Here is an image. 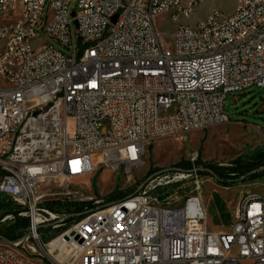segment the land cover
I'll return each mask as SVG.
<instances>
[{"label":"built area","instance_id":"built-area-1","mask_svg":"<svg viewBox=\"0 0 264 264\" xmlns=\"http://www.w3.org/2000/svg\"><path fill=\"white\" fill-rule=\"evenodd\" d=\"M190 1L178 13H194ZM71 2L0 0V20L14 19L0 29V194L27 219L0 264H35L24 250L41 264H264V191L243 193L230 230L216 231L195 170L155 175L71 222L57 207L77 194L98 205L67 186L87 189L99 170L127 178L156 140L228 122L226 95L264 86V0L170 32L155 24L168 0ZM30 39L41 51H23Z\"/></svg>","mask_w":264,"mask_h":264},{"label":"rangeland","instance_id":"rangeland-1","mask_svg":"<svg viewBox=\"0 0 264 264\" xmlns=\"http://www.w3.org/2000/svg\"><path fill=\"white\" fill-rule=\"evenodd\" d=\"M236 0H205L200 3L188 23L193 24L202 19L213 8L223 13H230L235 7ZM72 0L69 10L74 6ZM173 23L165 14L155 17V24L160 31L170 32ZM72 46L76 44L74 23L71 27ZM40 40L37 39L36 43ZM224 107L229 121L209 126L204 129L190 130L185 134L175 133L162 137L151 143L143 157L144 163L132 170L127 178H121L120 174H112L108 170H99L95 175L86 179L89 188L85 189V183L69 184L71 191L83 188V196L92 195L99 199V206H105L122 197L135 194L141 185L155 175L166 173L169 168L178 163H187L199 160L200 164H209L221 172L231 171L233 166H245L255 162L257 166L264 156V86H253L244 91L227 94ZM171 110L165 114L170 113ZM104 123H102V128ZM258 162V163H257ZM232 165V167H230ZM186 167V166H183ZM149 170H155L148 175ZM201 196L208 213V223L211 229L228 232L231 224L232 210L246 191H264V169L260 175L253 179H240L220 183L210 175H201ZM102 177H106L105 180ZM101 179L103 181H101ZM65 186V185H64ZM59 188V187H57ZM134 191V192H132ZM79 194L70 196L57 207L64 212H70L77 204ZM87 201V200H86ZM84 201V202H86ZM95 204L93 201H89ZM0 248L8 242L2 236L10 237L23 231L22 217L18 213L21 207L15 202L0 194ZM14 212H17L14 215ZM29 244L31 242L29 241ZM17 250V245H9ZM25 255L35 264H41L38 256L31 255L24 250Z\"/></svg>","mask_w":264,"mask_h":264},{"label":"trees","instance_id":"trees-1","mask_svg":"<svg viewBox=\"0 0 264 264\" xmlns=\"http://www.w3.org/2000/svg\"><path fill=\"white\" fill-rule=\"evenodd\" d=\"M261 157L259 160L260 163L256 165L255 162H251L250 164H247L245 166H233L232 165L229 168L231 171L227 172H221L219 171L216 167L209 165V164H200L201 162L199 160H196V162H187V163H178L176 166H173L169 168L168 170H183V171H191L195 170L198 174L200 175H210L214 177L218 182L220 183H227L229 181H234V180H240V179H253L257 178L260 175V170L264 169V156H259ZM258 163V162H257ZM186 166V167H183ZM155 170H149L147 173L148 175L154 172ZM134 192V191H132ZM99 205H95L91 202H81L77 203L74 205V209L70 212H67L68 217H66L67 222H71L73 219L78 218L82 216L84 213L95 210L99 208ZM1 208V206H0ZM14 215H16L17 212H14ZM22 224H23V231L19 232L15 235H12L10 237L2 236V238L6 239L7 241L11 242L22 235L25 234L26 232V227H27V219L23 218L22 219Z\"/></svg>","mask_w":264,"mask_h":264},{"label":"bare ground","instance_id":"bare-ground-1","mask_svg":"<svg viewBox=\"0 0 264 264\" xmlns=\"http://www.w3.org/2000/svg\"><path fill=\"white\" fill-rule=\"evenodd\" d=\"M205 0H192L190 1V10L196 9V7ZM179 6H184V0H168V9L165 12V15L173 23H182L184 27H193L198 21L193 24L188 23V20L192 17L194 13L192 12H182L178 13ZM212 10L208 13L211 14ZM48 17H55V9H48ZM214 20H221V13H214ZM14 26V19H7V21L0 20V29L10 28ZM37 39H30V41L22 42L23 51H41L42 48V39H39L40 42L36 43ZM10 43L9 35L0 36V49L7 47ZM103 180L106 177H102ZM101 179V181H103ZM55 242H52L54 244ZM9 252H17V250L9 246Z\"/></svg>","mask_w":264,"mask_h":264},{"label":"crops","instance_id":"crops-1","mask_svg":"<svg viewBox=\"0 0 264 264\" xmlns=\"http://www.w3.org/2000/svg\"><path fill=\"white\" fill-rule=\"evenodd\" d=\"M193 23H195V22H193Z\"/></svg>","mask_w":264,"mask_h":264}]
</instances>
